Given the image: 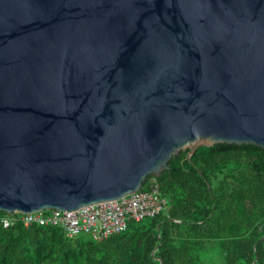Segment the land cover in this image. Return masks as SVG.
Masks as SVG:
<instances>
[{
    "label": "water",
    "instance_id": "water-1",
    "mask_svg": "<svg viewBox=\"0 0 264 264\" xmlns=\"http://www.w3.org/2000/svg\"><path fill=\"white\" fill-rule=\"evenodd\" d=\"M215 143L264 149V0H0V211L117 199Z\"/></svg>",
    "mask_w": 264,
    "mask_h": 264
},
{
    "label": "trees",
    "instance_id": "trees-1",
    "mask_svg": "<svg viewBox=\"0 0 264 264\" xmlns=\"http://www.w3.org/2000/svg\"><path fill=\"white\" fill-rule=\"evenodd\" d=\"M187 153L143 183L159 184L166 211L101 239L0 223V264H264V149L215 143Z\"/></svg>",
    "mask_w": 264,
    "mask_h": 264
},
{
    "label": "built area",
    "instance_id": "built-area-1",
    "mask_svg": "<svg viewBox=\"0 0 264 264\" xmlns=\"http://www.w3.org/2000/svg\"><path fill=\"white\" fill-rule=\"evenodd\" d=\"M168 199L155 181L120 198L81 206L71 211L41 209L27 213H7L0 216L4 226L21 221L24 225L56 226L69 238L89 234L101 239L126 229L131 220L153 217L168 209Z\"/></svg>",
    "mask_w": 264,
    "mask_h": 264
},
{
    "label": "rangeland",
    "instance_id": "rangeland-1",
    "mask_svg": "<svg viewBox=\"0 0 264 264\" xmlns=\"http://www.w3.org/2000/svg\"><path fill=\"white\" fill-rule=\"evenodd\" d=\"M218 263V262H217Z\"/></svg>",
    "mask_w": 264,
    "mask_h": 264
}]
</instances>
